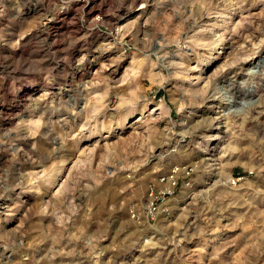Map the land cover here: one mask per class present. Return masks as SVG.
<instances>
[{"label": "rangeland", "instance_id": "1", "mask_svg": "<svg viewBox=\"0 0 264 264\" xmlns=\"http://www.w3.org/2000/svg\"><path fill=\"white\" fill-rule=\"evenodd\" d=\"M127 13L138 23L122 36ZM0 14V264H264V0H0ZM228 15V65L187 82L211 52L194 41L217 39ZM134 53L158 75L118 82L127 64L115 79L95 67ZM85 97L93 108H72ZM143 103L134 128L105 132ZM177 169L163 196L160 177ZM150 189L164 197L155 214Z\"/></svg>", "mask_w": 264, "mask_h": 264}, {"label": "bare ground", "instance_id": "2", "mask_svg": "<svg viewBox=\"0 0 264 264\" xmlns=\"http://www.w3.org/2000/svg\"><path fill=\"white\" fill-rule=\"evenodd\" d=\"M102 1V0H101ZM145 1V0H144ZM169 1V0H168ZM105 2V1H104ZM227 2V1H226ZM163 3V2H162ZM90 4H93V2H90ZM95 4V3H94ZM231 5V4H230ZM235 5H236V3H235ZM127 6V5H126ZM191 6V5H190ZM227 6V5H226ZM237 6V5H236ZM146 7V6H145ZM124 8V7H123ZM138 8V7H137ZM140 8V7H139ZM186 8V7H185ZM88 9V8H87ZM94 9V8H93ZM119 10V9H118ZM134 10V9H133ZM138 10V9H137ZM186 10V9H185ZM231 10H233V8H231ZM107 11V10H106ZM87 12H88V10H87ZM189 12V11H188ZM216 13V12H215ZM218 14V13H217ZM222 14V13H221ZM92 15V14H91ZM230 15V14H229ZM228 15V19L225 21V24L222 26V30H221V32L219 31L218 32V34H217V39H214L212 42L210 41V40H208V38H207V41H210V42H207L206 40H204V37L203 38H198L197 37V40L196 41H194L195 40V38H194V42L195 43H197V46H198V48H199V46H201V47H207V48H209V49H211V52L209 53V54H205L206 56H207V60H205L203 63H202V67L200 68V70L199 71H197V74L196 73H193V71H190L189 72V74H188V80H187V82L188 81H190V80H195L196 82L195 83H203V87L204 86H206V83L208 82V79H207V77H206V75H205V77L203 76H201V75H199V74H201V72H203V70H204V68L206 67H209V69H212V68H217L218 67V63H220L221 61H222V66H224V64H227V60L225 59V58H227V56L231 53V49H234V44H236L235 42H234V40H233V38L234 37H232V36H228V35H231V33H230V30H228L231 26H229L228 28H225L226 27V25H228L227 23H229V19L231 18V16H229ZM133 16H135V13H127V14H125V15H120L119 16V18L117 19V21L115 22V26H114V28H115V30H116V32H118V34H120V35H122V36H125L124 35V33L125 32H132V31H130V30H132V26H133V22L134 21H136V20H134L133 19ZM137 16V15H136ZM135 16V17H136ZM138 16H140L139 14H138ZM142 16V15H141ZM211 16V15H210ZM244 16V15H243ZM93 17V16H92ZM215 17V16H214ZM64 18V17H63ZM136 18H138V17H136ZM238 18H239V16H238ZM243 19V18H242ZM59 20V19H58ZM239 20V19H238ZM55 21V20H54ZM59 21H61V20H59ZM232 21V20H231ZM240 21V20H239ZM51 22V21H50ZM113 22V21H112ZM137 23H138V21H136ZM136 22H134V23H136ZM218 22V21H217ZM238 23V22H237ZM60 25V24H59ZM114 25V24H113ZM140 25V24H139ZM235 25V24H234ZM137 26V25H136ZM135 26V27H136ZM77 27V26H76ZM221 27V26H220ZM233 27H235V26H232V28ZM139 28V27H138ZM140 28H141V26H140ZM208 28V27H207ZM219 28V27H218ZM217 29V28H216ZM113 30V29H112ZM203 30V29H202ZM232 30H234V29H232ZM231 30V31H232ZM135 31V30H134ZM200 31V30H199ZM216 31V30H215ZM235 32V31H234ZM62 33V32H61ZM195 33H196V31H195ZM127 34V33H126ZM214 34V33H213ZM244 34V33H243ZM68 35V34H67ZM195 35V34H194ZM204 35V34H203ZM202 35V36H203ZM122 36H121V38H122ZM192 36H193V34H192ZM211 36V35H210ZM238 36V35H237ZM241 36V35H240ZM239 36V37H240ZM196 37V36H195ZM201 37V36H200ZM229 37V38H228ZM236 37V36H235ZM213 39V38H212ZM238 40H239V38H237ZM60 40V39H59ZM233 40V41H232ZM259 40H261V39H259ZM112 41V40H111ZM237 41V40H236ZM250 42V41H249ZM53 43V42H52ZM64 43V42H63ZM92 43V42H91ZM90 43V44H91ZM192 43V42H191ZM194 43V44H195ZM245 43V42H244ZM259 43V42H258ZM113 45V44H112ZM241 45V44H240ZM109 46H111V45H109ZM160 46V45H159ZM235 46H237V45H235ZM239 46V45H238ZM244 46V45H243ZM192 47V46H191ZM216 47H219V48H217V49H219V51L216 53H213V50L216 48ZM98 48H100V47H98ZM237 48V47H236ZM254 48H255V45H254ZM225 49V50H224ZM248 49V48H247ZM88 50V49H87ZM193 50V49H192ZM201 50V49H200ZM242 50V49H241ZM196 51V50H195ZM235 51V50H234ZM106 52V51H105ZM243 52V51H242ZM99 53H101V52H99ZM201 53V52H200ZM233 53V52H232ZM105 53H101V55H104ZM196 54V53H195ZM220 54H222V56H220ZM243 54V53H242ZM246 54V53H245ZM100 55V54H99ZM188 55V54H187ZM247 55V54H246ZM118 56V55H117ZM237 56V55H236ZM243 56H245V55H243ZM139 57V56H138ZM175 57V56H174ZM238 57V56H237ZM240 57V56H239ZM248 57H249V55H248ZM96 58H98V57H96ZM180 58H182V57H179V59ZM184 58V57H183ZM233 58V57H232ZM241 58H243V57H241ZM77 59V58H76ZM144 59V58H143ZM189 59V58H188ZM229 59H230V57H229ZM235 59H237V58H235ZM234 59V60H235ZM245 59H246V57H245ZM70 60V59H69ZM80 60V59H79ZM105 60H107L108 61V63L105 61ZM130 61H127L126 62V59H122L121 57L120 58H117V59H115V58H103V57H101L100 59H99V61L96 63L95 62V67L96 66H99L98 68H101V69H103V68H105V70H107V73H108V77L109 76H111L112 78H114V77H116L117 76V74L119 73V71L123 68V66L124 65H126L127 64V67H124V68H126L125 70H123L124 71V73H122L123 75H122V77L121 78H119L118 79V82H124L125 80H127L128 78V76H130L131 74H130V72L131 71H133V70H135L136 72L138 71L139 73L141 72L142 73V75H147V76H149L151 79H153V75L154 74H157L158 75V73H155L154 72V74L152 73V70H153V68H151L149 71H146L145 73L142 71V70H140L141 68H140V65H141V63H142V59H139V58H137L136 57V54L134 53V54H132L131 55V57H130V59H129ZM106 63H105V62ZM148 61V60H147ZM187 61V60H186ZM199 61V60H198ZM230 61V60H229ZM237 61V60H236ZM243 61V60H242ZM150 62V61H149ZM174 63V62H173ZM172 63V64H173ZM176 63H177V61H176ZM231 63V62H230ZM233 63H234V61H233ZM178 64V63H177ZM176 64V65H177ZM228 65V64H227ZM142 66V65H141ZM182 66V65H181ZM217 66V67H216ZM219 66H221V65H219ZM51 67V66H50ZM154 67V66H153ZM189 67V66H188ZM194 67V66H193ZM93 68V67H92ZM148 68V67H147ZM195 68V67H194ZM193 68V70H195ZM96 69V68H95ZM188 69H190V67L188 68ZM83 70V69H82ZM190 70H192V68L190 69ZM208 70V69H207ZM95 71V70H94ZM100 71V70H99ZM122 71V70H121ZM213 71H214V69H213ZM78 72V71H77ZM83 72V71H82ZM81 72V73H82ZM97 72V71H96ZM101 72V71H100ZM106 72V71H105ZM195 72H196V70H195ZM219 72V71H218ZM80 73V74H81ZM94 73V72H93ZM92 73V74H93ZM99 73V72H98ZM199 73V74H198ZM206 73V72H205ZM208 73V72H207ZM53 74V73H52ZM79 74V73H78ZM87 74V73H86ZM100 74V73H99ZM210 74V73H209ZM212 74V73H211ZM82 75V74H81ZM95 75V74H94ZM85 76V75H84ZM92 76V75H91ZM138 76V75H137ZM186 76V75H185ZM184 76V77H185ZM208 76V75H207ZM81 77V76H80ZM97 77V76H96ZM95 77V78H96ZM105 77V76H104ZM107 77V76H106ZM118 77V76H117ZM154 77H156V75H154ZM76 78V77H75ZM92 78V77H91ZM90 78V79H91ZM94 78V79H95ZM81 79V78H80ZM115 79V78H114ZM133 79V78H132ZM150 79V80H151ZM156 79V78H155ZM82 80V79H81ZM101 80V79H100ZM111 80V79H110ZM113 80V79H112ZM206 80V82H204ZM72 81V80H71ZM106 81V80H105ZM154 81V80H153ZM157 81H159V80H157ZM45 82V81H44ZM73 82V81H72ZM93 82H95L94 80H93ZM103 82V81H102ZM134 82V81H133ZM96 83H99V82H97L96 81ZM104 83H106V82H104ZM137 83V82H136ZM72 85L74 84V82L73 83H71ZM91 84H92V82H91ZM134 84V83H133ZM192 84V83H191ZM208 84H209V82H208ZM232 84V83H231ZM87 85V84H86ZM93 85H94V83H93ZM98 85V84H97ZM117 85V84H116ZM139 85V84H138ZM137 85V86H138ZM196 85V84H195ZM201 85V84H200ZM200 85H199V87H200ZM71 86V85H70ZM99 86H100V84H99ZM114 86V85H113ZM120 86V85H119ZM125 86H127V85H125ZM130 86V85H129ZM133 86V85H132ZM202 86V85H201ZM19 87V86H18ZM34 85H31V87L30 88H25L24 86H20V88L22 89L21 91H23V98L25 97V98H29V96H30V94L34 91ZM44 87V86H43ZM124 87V86H123ZM140 87V86H139ZM102 88V87H101ZM117 88V87H116ZM126 88V87H125ZM131 88V87H130ZM134 88V87H133ZM132 88V89H133ZM180 88V87H179ZM43 89V88H42ZM65 89V88H64ZM96 89V88H95ZM131 89V90H132ZM135 89V88H134ZM196 89H197V87H196ZM195 89V91H198V89L196 90ZM204 89H206V88H204ZM103 90V89H102ZM125 90V89H124ZM129 90V89H128ZM127 90V91H128ZM136 90V89H135ZM134 90V91H135ZM188 90H190V88L188 89ZM200 90V89H199ZM201 90H202V88H201ZM47 91V90H46ZM45 91V92H46ZM121 91V90H120ZM119 91V92H120ZM190 91H192V90H190ZM112 92V91H111ZM119 92L117 93H115L116 94V96L119 94ZM96 93V92H95ZM129 93V92H128ZM133 93V92H132ZM188 93V92H187ZM97 94H99L98 92H97ZM120 94H122L121 92H120ZM124 94V93H123ZM191 94V93H190ZM196 94V93H195ZM198 94V93H197ZM202 94V93H201ZM200 94V95H201ZM42 95V94H41ZM60 95V94H59ZM69 95V94H68ZM67 95V96H68ZM76 95V94H75ZM128 95V94H127ZM126 95V96H127ZM132 95V94H131ZM136 95V94H135ZM140 95V94H139ZM209 95V94H208ZM28 96V97H27ZM80 96V95H79ZM101 95H99V97H100ZM119 96V95H118ZM31 97H32V95H31ZM82 97V96H81ZM88 97V96H87ZM98 97V98H99ZM129 97V96H128ZM135 97V96H134ZM190 97V96H189ZM42 98V97H41ZM70 98H72L73 99V97L71 96ZM69 98V99H70ZM97 98V97H96ZM103 98H105V97H103ZM143 98V97H142ZM32 99V98H31ZM71 99V100H72ZM76 99H79V98H76ZM100 99V98H99ZM123 99V98H122ZM135 99V98H134ZM189 99V98H188ZM74 100V99H73ZM127 100V99H126ZM69 102H70V100H68ZM79 101V100H78ZM124 101V100H123ZM139 101V100H138ZM73 102V101H72ZM94 102H96V101H94ZM182 102V101H181ZM68 103V102H67ZM74 103V102H73ZM220 103V102H219ZM68 104H70V103H68ZM83 104V105H82ZM133 105V104H132ZM94 106V105H93ZM140 106V105H139ZM142 107H141V109H140V112L137 114V115H134V112H129L130 114L128 115V116H126V117H124V119H122V120H120V121H117V123H115L116 124V127H115V129H114V127H109V129L108 130H105V132H107V133H112L113 131H115V130H118V129H125L126 127H130V126H132V121L131 120H133L134 119V117H137V118H139L140 117V115L142 114V113H144L147 109H148V107H147V105H146V103H143L142 105H141ZM68 107H70V106H68ZM79 107H81L82 109H83V111H84V113L85 112H87L88 111V107H92V106H89L88 105V98H82L81 99V101L80 102H76L75 104H73L72 105V108H79ZM218 107H221V106H218ZM56 108V107H55ZM93 108V107H92ZM95 108H96V106H95ZM163 108V104L162 103H154V104H152L150 107H149V110H150V112L152 111H158V110H161ZM168 108V107H167ZM70 109V108H69ZM96 109H98V108H96ZM99 109H100V107H99ZM87 110V111H86ZM78 111H79V109H78ZM101 111V110H100ZM71 112H73V111H71ZM81 112V114H82V111H80ZM96 112V111H95ZM218 112H220V111H218ZM78 113V112H77ZM90 114V113H89ZM89 114H87V115H89ZM91 114H92V112H91ZM79 115V114H78ZM104 115V114H103ZM91 116V115H90ZM224 116V115H223ZM190 117V116H189ZM78 118H79V116H78ZM122 118V117H121ZM219 118H221V117H217V116H215V117H213L212 119H210L211 121H213V120H218ZM257 118V117H256ZM30 119V118H29ZM31 119H33V118H31ZM141 119V117L139 118V120ZM27 120V119H26ZM38 120H39V118H38ZM38 120H36V119H34V120H30L29 121V123H28V126L29 127H36V125H37V123L39 122ZM149 120V119H148ZM42 121V120H41ZM152 122V121H151ZM83 123V122H82ZM184 123V122H183ZM39 124V123H38ZM73 124V123H72ZM136 124V123H135ZM220 125L219 126H217V127H215L214 128V130H216V133L215 134H212V135H210V139L213 141V143L212 144H214V142L216 141V140H219V138L221 137L220 136V134L222 133V129L223 128H226V127H228V125L229 124H227V119H226V117L225 118H223V121L221 122V123H219ZM26 125H27V123H26ZM138 125V124H137ZM148 126V125H147ZM182 126V125H181ZM104 127V126H103ZM133 127V126H132ZM242 127V126H241ZM28 128V127H27ZM36 128H38V127H36ZM77 128V127H76ZM134 128V127H133ZM154 128V127H153ZM136 129V128H135ZM228 129H229V127H228ZM29 130H30V128H29ZM35 130V129H34ZM97 130V129H96ZM30 131H32V130H30ZM71 131V130H70ZM89 131V130H88ZM137 131V130H136ZM224 131H225V129H224ZM12 132V131H11ZM98 132V131H97ZM66 133H68L67 131H66ZM138 133V132H137ZM224 133V132H223ZM73 134V133H72ZM92 133H90V135H91ZM150 134V133H149ZM208 134V133H207ZM28 136V135H27ZM60 136V135H59ZM63 136V135H62ZM77 137V136H76ZM62 138V137H61ZM87 138H88V136H87ZM99 138V137H98ZM106 138V137H105ZM79 139V138H78ZM85 140H86V138H84ZM89 139V138H88ZM91 139V138H90ZM83 140V139H82ZM104 140V139H103ZM62 141V140H61ZM63 141H64V139H63ZM87 142H89V141H84L83 142V144H86L87 145ZM92 142V141H91ZM98 141H97V139H95V140H93V144H96ZM82 143V142H81ZM110 143V142H109ZM62 144V143H61ZM222 144V143H221ZM33 145V144H32ZM86 145H85V147H86ZM91 145V144H90ZM89 144L87 145V147H86V149L88 148V149H90V146ZM61 146V145H60ZM94 146V145H93ZM210 146V145H209ZM213 146V145H212ZM204 147L203 148V150L200 152V153H206V154H209V153H211V151H213L214 150V148L215 147ZM62 147V146H61ZM82 147V146H81ZM96 147V146H95ZM228 147V146H227ZM226 147V148H227ZM233 148V147H232ZM61 149V148H60ZM220 149V148H219ZM80 150V149H79ZM91 150H92V148H91ZM234 150V149H233ZM85 151V150H84ZM87 151V150H86ZM89 151V150H88ZM5 152V151H4ZM81 152H83L82 151V149H81ZM82 154V153H81ZM87 155V154H86ZM225 155V154H224ZM78 156L80 157V153L78 154ZM215 155H212V157H214ZM220 157V156H219ZM206 158V157H205ZM218 158V157H217ZM76 159V158H75ZM77 160V159H76ZM213 160V159H212ZM216 160H218V159H216ZM72 162H75L74 161V159L73 158H70V159H65V160H61L59 163H58V166H57V169L55 170V172H53V173H51L50 175H49V177H48V179H49V181L51 182V183H53V182H55V181H57L58 179H59V175L61 174V175H64V171L66 170V167L65 166H68L69 164H71ZM76 163V162H75ZM224 163V162H223ZM73 164V163H72ZM230 164V163H229ZM212 165V164H211ZM200 167V166H199ZM221 168V167H220ZM69 169V168H68ZM43 171V170H42ZM31 173V172H30ZM44 173V172H43ZM37 175V174H36ZM40 176V175H39ZM34 178V177H33ZM51 183H50V185H51ZM186 192L187 191H183L182 192V194H186ZM178 197V196H177ZM5 207H7V206H5ZM9 208V207H8ZM15 210V209H14ZM0 213H2L1 211H0ZM10 216H12V215H9V217H7L6 218V223H10L11 222V219H9L10 218ZM17 228V227H16ZM32 255V254H31Z\"/></svg>", "mask_w": 264, "mask_h": 264}, {"label": "built area", "instance_id": "3", "mask_svg": "<svg viewBox=\"0 0 264 264\" xmlns=\"http://www.w3.org/2000/svg\"><path fill=\"white\" fill-rule=\"evenodd\" d=\"M24 13L23 15H30L32 12L31 7L28 8V10H25L24 8ZM22 13V11H21ZM21 16V14H19ZM0 20H4L1 17L0 14ZM18 97H21V92L19 90L18 92ZM177 173H178V169L177 170H172L171 172H169L168 174H165L163 176L160 177L159 182L161 184H164L163 186V196L165 195H170L172 196L175 192V189L177 188L179 181H178V177H177ZM185 174H187L188 176L190 175V172H188L187 170L185 171ZM160 196V193H157V191H155L154 189H150L149 194H148V202H147V208L149 213L151 214H155L158 210V208L160 207V204L164 201V197Z\"/></svg>", "mask_w": 264, "mask_h": 264}]
</instances>
